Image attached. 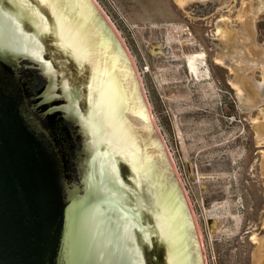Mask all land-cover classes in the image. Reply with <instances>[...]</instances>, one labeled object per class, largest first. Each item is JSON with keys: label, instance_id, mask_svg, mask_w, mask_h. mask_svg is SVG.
Wrapping results in <instances>:
<instances>
[{"label": "water", "instance_id": "1", "mask_svg": "<svg viewBox=\"0 0 264 264\" xmlns=\"http://www.w3.org/2000/svg\"><path fill=\"white\" fill-rule=\"evenodd\" d=\"M146 243L205 264L114 25L94 0H0V264H145Z\"/></svg>", "mask_w": 264, "mask_h": 264}, {"label": "rangeland", "instance_id": "2", "mask_svg": "<svg viewBox=\"0 0 264 264\" xmlns=\"http://www.w3.org/2000/svg\"><path fill=\"white\" fill-rule=\"evenodd\" d=\"M94 1L131 54L205 264H256L264 238V0Z\"/></svg>", "mask_w": 264, "mask_h": 264}, {"label": "flooded vegetation", "instance_id": "3", "mask_svg": "<svg viewBox=\"0 0 264 264\" xmlns=\"http://www.w3.org/2000/svg\"><path fill=\"white\" fill-rule=\"evenodd\" d=\"M74 156L75 158L77 157V155H74ZM75 171H77L76 166H74V172ZM143 258H144L145 264H171L165 253V244H161L155 249L148 250V244L146 243V245L144 246V250H143Z\"/></svg>", "mask_w": 264, "mask_h": 264}, {"label": "bare ground", "instance_id": "4", "mask_svg": "<svg viewBox=\"0 0 264 264\" xmlns=\"http://www.w3.org/2000/svg\"><path fill=\"white\" fill-rule=\"evenodd\" d=\"M188 60H189V63H190V66H191V70L195 72L196 75H198V72H197V68H196V63H195V60H196V56L194 55H190L188 57ZM263 128V127H262Z\"/></svg>", "mask_w": 264, "mask_h": 264}, {"label": "crops", "instance_id": "5", "mask_svg": "<svg viewBox=\"0 0 264 264\" xmlns=\"http://www.w3.org/2000/svg\"><path fill=\"white\" fill-rule=\"evenodd\" d=\"M246 3H247V6H245V7H249V4H250V3H249V2H246Z\"/></svg>", "mask_w": 264, "mask_h": 264}]
</instances>
